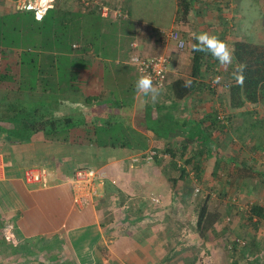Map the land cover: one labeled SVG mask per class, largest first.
I'll list each match as a JSON object with an SVG mask.
<instances>
[{
    "label": "crops",
    "instance_id": "obj_1",
    "mask_svg": "<svg viewBox=\"0 0 264 264\" xmlns=\"http://www.w3.org/2000/svg\"><path fill=\"white\" fill-rule=\"evenodd\" d=\"M258 1L264 8V0ZM84 3L88 5L90 0ZM118 9L114 10L116 14ZM177 10L178 0L170 29L177 26ZM189 16L195 15L190 14L187 18ZM219 17L211 18L215 22ZM218 21L225 24L223 19ZM149 25L154 26L137 23L121 37L116 47L110 49L101 47L97 51L88 39H79L78 45H73L77 49L73 51V58L79 63L71 66V84L64 81L59 93L23 90L21 66L15 61L16 54L6 59L12 63L13 69L0 84V264L206 262L196 255L185 254L186 249L182 245L185 239L179 237L184 226L175 219L181 210L176 207L175 201L174 207L170 206L172 196L168 197V202L161 199L167 198L166 178L156 182L153 178L149 179L147 170L157 167L155 161L163 151L164 158L169 155V159L161 167L183 166V160L187 163L188 157L179 159L171 155V151L179 154L187 142L180 135L186 136V132H178L176 126L185 120L194 123L203 120L206 131L209 129L214 134L215 130L210 128L212 115L218 112V102L226 105L229 98L225 90L224 97L219 89H216L218 93L205 90L214 76L208 66L196 79L199 82L197 89L184 98H177L169 89L178 78L185 81L193 79L192 75L184 74L192 72L191 49L179 51L176 41L159 35L158 31L149 30ZM185 26L187 24L179 29L189 45L192 36ZM260 35L259 39L264 42V33ZM134 54L144 57L168 55L174 65L173 71L169 69L164 85L159 87L155 102L135 89L140 74L131 62ZM113 61L116 67L110 65ZM1 67L4 73L3 61ZM225 75L224 80L232 82L233 79ZM34 105H45L44 108L57 115H68L77 120V126L69 130L73 138L68 141L53 140L46 136V130L29 131L30 138L26 140L13 138L18 117L26 115ZM163 112L164 116L173 115L178 124L171 118L165 124V131L163 125L153 124L163 129L157 132L150 128L149 123L151 119L162 116ZM99 134L124 136L126 139L100 143L91 138ZM192 143L190 141L185 149L191 156L197 150V142ZM151 150L159 152L153 160L147 159ZM208 158L214 168L218 157L211 154L205 157ZM30 166L47 169L48 182L45 186L24 180V170ZM81 166L93 167L103 174L97 184V195L87 207L74 203L70 182L74 171ZM152 187L154 191L150 193ZM150 194L159 202L150 201L151 206L157 207L152 213L145 208ZM175 208L179 210L177 214Z\"/></svg>",
    "mask_w": 264,
    "mask_h": 264
},
{
    "label": "rangeland",
    "instance_id": "obj_2",
    "mask_svg": "<svg viewBox=\"0 0 264 264\" xmlns=\"http://www.w3.org/2000/svg\"><path fill=\"white\" fill-rule=\"evenodd\" d=\"M23 1L0 0V15L22 9ZM84 1L87 0H52L50 3L51 6L62 5L66 8L69 7L72 11L86 12L89 14V17L86 19L85 15L82 17L81 40L83 41V38L88 39L89 43L93 44V47L97 51L99 49L101 50V47H106V49L116 47L121 42V37L129 29L135 28L137 23L153 24L154 26L149 25V30L151 31L157 32L160 29L169 31L176 16V0H96V2L90 0V4L88 5H85ZM33 4L41 6L42 0H34ZM117 5L124 6L117 7ZM197 5L196 9L191 13L195 16H189L186 19L177 18V24L175 23L177 26L175 29H178L181 35L182 31L179 27L187 24L185 28L189 29V34L196 30L215 34L227 43L229 49H231L236 38L262 42V39H259L258 36H261V32L264 33V8L261 7L258 0H203ZM262 5L264 4L262 3ZM108 6H110L109 9L111 10L107 16L102 17L101 14H103ZM116 8H119L117 14L114 11ZM213 16H220L219 18L223 19L225 24H222L221 21L219 22V18H216L217 20L215 22L212 21L213 18L211 17ZM182 20L185 23H180ZM53 42V40H50V45ZM189 43L191 47L192 42L190 41ZM74 44L78 45V41H75ZM68 49V45L65 44V47H59L58 50L60 52L54 50L52 53L62 56L60 63L65 67L78 65L79 62L76 58H73V53L77 49L74 48V50L67 51ZM69 56L71 60L74 59L70 64L68 62ZM110 65L116 67L114 61ZM218 67L222 72L225 70L220 65ZM173 68L174 65L170 62V71H173ZM66 70L68 71V69H63V75L64 71L67 74ZM184 74L190 76L191 72L188 74L184 72ZM226 83L227 81L224 80V84ZM217 89H219L220 95L223 97L225 91L226 93L228 91V87H221V85H218ZM250 110L254 112L253 115L250 114V111L242 117L240 110L231 109L228 103L221 105L218 102L217 111L221 115L224 114L227 116L234 114L233 119L228 123L230 124L228 131L225 129L215 130L211 136L210 149L216 148L212 154L213 157H223L221 158L223 161H220V169L214 171L211 166L212 160L210 158L205 159V155L198 154V146L195 144L197 150L193 152L195 154V156L193 155L195 157L193 161L199 162L202 165L200 176L197 175L192 164L186 163L185 160L181 161L183 166L171 165L170 167H161V164L168 163L169 159V155L164 158V151L159 155L160 158L155 161L157 162V167L147 170L149 179L153 178L156 182L161 181L160 178H166L164 183L167 185L165 189L167 198L161 199L166 202L170 200L171 207H174L175 201L176 207L180 208L181 212L175 208V213L177 214L179 212L175 219L180 225L184 226L179 232V237L185 239L182 244L184 249H186L184 252L186 255H196L198 258L201 257L202 260L205 259L206 262L202 264H231L233 261L240 259L242 254L240 252L235 254L232 251L233 240L239 238L241 241H244L239 246V248H243L250 243L248 241V234L252 235V233H255V230L260 247L257 253L259 254V260L264 262V220L255 229L246 217V210L249 209V203L255 201L248 192L255 188L257 185L255 181H259V179H253L252 176L248 175L241 168L246 163L251 164L257 171L264 168V148H261L264 146V128L258 126L253 132L246 130L248 126L246 125L247 120L251 122L264 118V104ZM164 113H161L163 114L162 116H157V119H151L150 122L158 125L167 124L172 117L164 116ZM21 117L22 115L18 117V120ZM172 121H175V119L172 118ZM189 134L190 132H188ZM202 136H204V133ZM182 137L191 139L188 136ZM194 143L193 141L192 145ZM253 147L257 152V156H254L256 157L254 158L255 161L248 159L252 154L251 149ZM186 154L187 156H191L189 152H186ZM178 156L179 159L182 158L180 154ZM231 156L234 161L230 160ZM235 162L239 165H235ZM183 168H185L186 172L181 176ZM145 175L141 174V176L146 177L147 175ZM262 186L263 190L256 194L257 197L260 196V192L262 194L264 191V184ZM153 191V187L150 188V193ZM152 196L154 195L150 194L149 202L144 201L146 203L145 208L150 209L149 213H152V210L157 208L151 206L150 201L159 203L158 198H152ZM169 196L172 197L169 199ZM261 200L264 201V197ZM204 203L209 205L208 207L211 213L210 220L214 221L213 229H211L208 222L205 223L202 229L197 226L198 213ZM170 217L174 218L172 216ZM227 226H231L234 233L230 236L232 239L225 240L222 239V235L226 233L225 228ZM245 261V258L241 260L242 263Z\"/></svg>",
    "mask_w": 264,
    "mask_h": 264
},
{
    "label": "trees",
    "instance_id": "obj_3",
    "mask_svg": "<svg viewBox=\"0 0 264 264\" xmlns=\"http://www.w3.org/2000/svg\"><path fill=\"white\" fill-rule=\"evenodd\" d=\"M200 1L202 2L203 0H178V18L186 19V17L196 9V6H198L197 4ZM83 16L84 15L81 12L72 11L69 7L66 8L62 5H53L39 20L36 17L35 10H29L26 8L1 14L0 52L1 62H4V73H2L0 62V84L4 80L3 77H9L8 74L13 69L11 66L12 63L6 59L10 58L11 55L16 54L17 57L15 61H18V65L21 66L20 74L22 76L21 83L23 90H41L44 92L59 93L62 91L61 84H63L64 81L66 84L70 85L72 79V72L70 71L71 67L63 66L60 63L62 56L53 54L52 52H54V50L60 52V50H58L59 47H65V44H67L69 48L67 51L74 50L73 45L75 41H79V39L82 38L80 31L83 25ZM85 17L88 18L89 14H86ZM50 40H53L55 43L53 42L52 45H50ZM190 41L192 43L191 47L189 43L188 50L191 49V75L193 79L190 81V87H185V80L183 78H178L172 83V91L177 98H184L197 89L199 82L196 81V79H199L202 76L203 69L208 66L210 68H208L209 71H213L214 76L210 79V82H208L205 90L208 92H216V88L212 86L213 79L216 76H221L222 79H224L225 74V76L229 75L233 80L232 82L226 83V86L228 87L227 96L229 98L228 106L233 110H240V115L242 117L247 115L248 112L251 111L250 109L253 110L257 106L264 104V42H254L243 38H236L230 49L232 52V63L222 72L218 67L219 63L211 56V54L193 52L192 45L195 43V40L191 37ZM9 50L13 51L9 52ZM14 59L12 62H14ZM68 62L69 64L72 62L70 56ZM241 65L244 66V83L242 85L237 84L233 76V71ZM64 68L68 69V71L66 70L67 74L64 71L63 75ZM44 106L45 105H42V108L41 106L34 105L30 111H27L26 115L22 116V118L15 123L13 138L17 140L29 139L30 134H28V132L35 130H46L48 132L46 136L53 140L68 141L73 138L69 134V130L71 129L70 127H76L78 121H75L68 115H57L55 112L53 113L51 110L44 108ZM250 114L253 115L254 112L251 111ZM233 116L234 114L225 116L224 114L221 115L220 112H216V114L212 115V120L210 122L211 130L225 129L228 131L230 129V124L228 123L233 119ZM167 117L174 118L173 115L169 116V114ZM172 122L178 124L176 120ZM150 123V128L157 130V132H162L163 129H161V127L158 128L156 125ZM203 123V120L198 121L197 123L185 120L183 124H178V126H176L177 128H175L176 130L179 129L178 132L182 130V132H186V136L191 137V139H186L187 142L179 154L182 158L188 157L186 159L187 163L192 164L199 176L202 171V165L199 162L193 163L195 155L187 156L185 149L190 141L192 142L193 140L194 142H197L199 150L198 154H203L205 157L213 154L216 149H210L211 136L213 133L212 131L210 132L209 129L207 132L203 127ZM246 125H248L246 130L250 132H253L258 126L264 128V118L259 119V121L255 120L251 122L247 120ZM187 127L188 130L186 131ZM163 128L165 131L166 125H163ZM175 129L172 128V131H175ZM188 132H190L189 135ZM203 133L204 136H202ZM182 135L184 136V134ZM91 138H96L97 142L100 143H106L111 139L118 141L126 139L124 136L109 137L100 134ZM261 148H264V146ZM251 150L252 154L248 159L255 161L254 158L256 157L254 156H257L256 149L253 147ZM154 151H156L155 156H158V150ZM171 155L173 158L179 157L178 153L173 151H171ZM221 158L223 157L219 156L217 158L219 160L213 168L214 171L220 169V161H223ZM230 160H233L232 156ZM235 165L239 164L235 162ZM241 168H243L242 170L246 171L248 175L252 176L253 179H259V181H255L257 183L255 188L257 189L255 190L254 188L248 192L251 195V198L255 201L249 203V209L246 210L247 220L255 229H257L259 223L264 220V201L261 200L264 197V191L262 194L261 192L259 193V197L256 196L259 191L263 190L264 168L257 171L248 163L244 164ZM185 172L186 170L183 168L181 176H183ZM208 206L207 203H204L198 213L197 226H199L200 229H202L207 222L212 229L214 228V221L210 220L211 213ZM225 231L226 233L222 235V239H232L230 236L234 233L233 228L227 226ZM255 233H252V235L248 234V241H250L251 244L249 243V245H245L243 248H239V246H241V243H244V241H241L239 238L233 240L232 251L235 254L240 252L242 257L233 261L231 264H264V262L259 260V254L257 252L260 247ZM245 252H247L246 255ZM243 258L246 259L244 263L241 262Z\"/></svg>",
    "mask_w": 264,
    "mask_h": 264
},
{
    "label": "built area",
    "instance_id": "obj_4",
    "mask_svg": "<svg viewBox=\"0 0 264 264\" xmlns=\"http://www.w3.org/2000/svg\"><path fill=\"white\" fill-rule=\"evenodd\" d=\"M33 1L34 0H24L22 2V8L35 10L36 17L37 15H39L42 18L46 11L51 7L50 2L52 0L48 1L47 6L34 5ZM109 11V8L106 7L103 13L106 15ZM158 33L161 36L176 41L177 48L179 50L183 51L187 49V41L182 38V35L180 34L178 29H171L169 31H165L163 29L159 30ZM181 40L184 42L183 48L179 47V42ZM134 58L139 62L134 63ZM131 62L136 66L139 74L143 73L150 75L154 85H158L160 87L166 82L170 63V57L168 55L160 54L152 57H144L138 54H134L131 57ZM220 84H222L223 87H227L226 84H224V79L221 80ZM217 85H214L212 82V86L216 89L218 87ZM155 154L156 151H149L147 159H154ZM136 160H138V158H136ZM23 178L27 183L40 184L45 186L48 182L47 169L43 166L27 167L24 170ZM101 178H103V174L93 167L81 166L77 168L74 171L72 178L70 179L71 186L73 188L74 203L80 207L90 206L95 196L97 195V184L101 180Z\"/></svg>",
    "mask_w": 264,
    "mask_h": 264
},
{
    "label": "clouds",
    "instance_id": "obj_5",
    "mask_svg": "<svg viewBox=\"0 0 264 264\" xmlns=\"http://www.w3.org/2000/svg\"><path fill=\"white\" fill-rule=\"evenodd\" d=\"M37 19H41L37 15ZM192 38L195 43L192 45L193 52H202L211 54V56L219 63L223 68H227L232 63V52L229 49L227 43L223 41L219 36L215 34H210L208 32H192ZM179 47H184V42L181 40L179 42ZM134 63L139 62L137 59H133ZM243 65L239 66L233 71V76L237 84L242 85L244 83L243 76ZM155 70V69H154ZM222 77L216 76L213 79V84H220ZM185 87H190V81H185ZM135 89L137 93L144 96H150L151 100L155 102L159 96V86L154 85L153 80L150 75L141 73L136 80Z\"/></svg>",
    "mask_w": 264,
    "mask_h": 264
},
{
    "label": "bare ground",
    "instance_id": "obj_6",
    "mask_svg": "<svg viewBox=\"0 0 264 264\" xmlns=\"http://www.w3.org/2000/svg\"><path fill=\"white\" fill-rule=\"evenodd\" d=\"M49 0H42V5L47 6Z\"/></svg>",
    "mask_w": 264,
    "mask_h": 264
}]
</instances>
